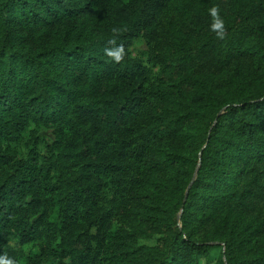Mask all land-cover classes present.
Instances as JSON below:
<instances>
[{
    "label": "trees",
    "instance_id": "16d2710c",
    "mask_svg": "<svg viewBox=\"0 0 264 264\" xmlns=\"http://www.w3.org/2000/svg\"><path fill=\"white\" fill-rule=\"evenodd\" d=\"M0 264H264V0H0Z\"/></svg>",
    "mask_w": 264,
    "mask_h": 264
},
{
    "label": "rangeland",
    "instance_id": "374dc122",
    "mask_svg": "<svg viewBox=\"0 0 264 264\" xmlns=\"http://www.w3.org/2000/svg\"><path fill=\"white\" fill-rule=\"evenodd\" d=\"M136 53L141 51L140 45L135 49ZM49 133L43 129H36L32 126L25 129L19 136H17L13 141H10L8 144L11 149L15 150L20 156L26 157L30 148H34L36 152L40 155L44 152V143L48 141L47 136ZM36 136L37 144L32 145L33 137ZM36 245H28L25 247L26 252L36 251Z\"/></svg>",
    "mask_w": 264,
    "mask_h": 264
},
{
    "label": "clouds",
    "instance_id": "9594fccd",
    "mask_svg": "<svg viewBox=\"0 0 264 264\" xmlns=\"http://www.w3.org/2000/svg\"><path fill=\"white\" fill-rule=\"evenodd\" d=\"M210 14L213 17V23L211 25V29L215 32L218 38H222L224 35V22L218 13V9L215 7L212 8L210 10ZM122 53H123V49L121 48L119 49L118 54L110 52L109 55H114L115 59L118 61L122 58Z\"/></svg>",
    "mask_w": 264,
    "mask_h": 264
}]
</instances>
